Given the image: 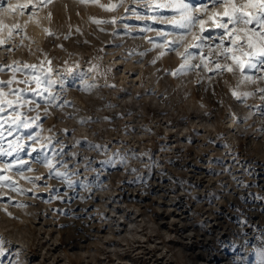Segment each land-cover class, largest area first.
I'll list each match as a JSON object with an SVG mask.
<instances>
[{"label":"rangeland","instance_id":"rangeland-1","mask_svg":"<svg viewBox=\"0 0 264 264\" xmlns=\"http://www.w3.org/2000/svg\"><path fill=\"white\" fill-rule=\"evenodd\" d=\"M7 2L0 0V23L18 22L22 30L0 45V65L47 59L63 86L54 85L62 106L49 107L48 115L46 101L27 93L41 107L24 116L40 120L0 140L7 149L18 135L39 134L44 143L54 137L44 149L22 140L23 151L0 156V165H14L0 171L10 177L0 182V264H11V256L13 264H264V93L256 90L264 80L240 83L237 70L172 75L181 59L170 49L156 59L161 49L153 43L163 42L157 31L179 30L154 22L151 17L170 13L143 3L124 0L109 12L98 5L119 0H84L72 9L43 0L42 7L29 4L13 15L3 11ZM33 14L43 36L28 27ZM6 31L0 28V38ZM224 46L232 47L230 41ZM244 75L264 77V68H246ZM10 76L7 67L0 72V80ZM17 155L33 171L18 165ZM45 155L55 156L61 171L66 162L72 187L37 163ZM120 213L144 219L147 239L127 235Z\"/></svg>","mask_w":264,"mask_h":264},{"label":"snow or ice","instance_id":"snow-or-ice-1","mask_svg":"<svg viewBox=\"0 0 264 264\" xmlns=\"http://www.w3.org/2000/svg\"><path fill=\"white\" fill-rule=\"evenodd\" d=\"M92 2L95 3L96 0H92ZM131 3H143L149 11L170 13V15L153 16L151 19L156 23L170 25L173 29L179 30L177 32L157 31L156 35L163 37V42L161 44L153 43V48L161 49L156 59L166 55L165 50L169 49L181 59L180 66L171 73L172 75L185 74L194 69L214 71L217 74L223 71L237 70L242 76L240 83L256 84L257 80H264V77L253 79L251 76L244 75L246 68H264V0H204L200 3H192L191 0H131ZM29 4L33 9H37L43 6V0H38L37 3H33L32 0H28L27 3H14L12 0H8L3 11L5 14L15 15L17 12L22 13L29 7ZM98 6L111 12L118 7H123L124 0H119V3L99 4ZM129 10L136 12L135 8H125V11ZM137 18L142 19L143 17L138 15ZM94 22L102 23L99 20ZM110 22L115 23L116 21L113 19ZM0 28H7L6 34L0 38V45H3L9 40H13L14 35L20 34L22 25L13 22L12 26L8 27L0 23ZM210 30L219 31L217 35H209L207 33ZM141 31H152V29H141ZM49 34L51 35V33ZM225 41H230L232 47H225ZM191 49H198L199 53L194 54ZM144 54L140 53L141 56ZM228 61L232 63L229 64ZM151 62L155 63V59ZM13 63L16 65L15 67L12 64L0 65V72H3L5 67L11 70L9 79L0 80V140H6L18 129H29L40 120L39 115L27 118L24 116L25 110L38 112L41 107L36 99L27 98V93L46 101L43 106L45 115H48L49 107L62 106L56 103L59 97L54 94L53 89L57 83L63 86V81L52 78L50 61L45 59V62H41L39 65L26 63L21 65L18 61ZM45 64L48 65L47 70H45ZM25 69L31 71L25 74ZM17 73L20 74V78ZM21 85L23 87H20ZM256 90L264 93V87H258ZM252 94L245 92L242 95ZM232 95L238 100L242 99L236 90L232 91ZM261 99L264 100V95H261ZM81 122L85 123L86 121ZM53 139L54 137H47L45 138L47 143H44L40 141L39 134L35 137L31 134L18 135L14 141L8 142L7 149L0 147V156H10L23 151L25 145L21 143L22 140L32 141L34 144H39L40 149H44ZM90 147L99 146L90 145ZM31 151L36 152L37 149L33 147ZM37 163H41L48 170L50 177L60 179L69 187L73 186L74 182L68 177L66 162L62 164L65 171L56 167L60 161H56L55 156L50 158L45 155L38 158ZM17 164L21 167L27 164V170L33 171L29 162L19 159L18 155ZM13 167V164L6 163L0 165V171L11 172ZM16 174L32 181L41 179L40 176L25 177L19 171ZM74 175L78 176L79 173H74ZM9 181L10 177H0V182L8 183ZM3 186V183H0V187ZM10 187L13 191L17 190L13 184H10ZM3 244L4 241L0 238V256L4 255Z\"/></svg>","mask_w":264,"mask_h":264},{"label":"bare ground","instance_id":"bare-ground-1","mask_svg":"<svg viewBox=\"0 0 264 264\" xmlns=\"http://www.w3.org/2000/svg\"><path fill=\"white\" fill-rule=\"evenodd\" d=\"M54 2L55 3H57L58 5H56V6H58V7H61V8H63L64 7V4H68L69 6H70V9H72L73 8V4H78V5H86V3L85 2H82V0H54ZM91 6H93L94 7V4L92 5V4H90ZM97 6V5H96ZM28 27L30 28V30L32 31V33L34 34V36L35 37H40V36H43V34H44V28H43V26H42V24L38 21V19L35 17V15L33 14V15H31V17L28 19ZM144 36V35H143ZM133 38V37H132ZM126 40H129V38L128 39H126ZM141 40L143 41V37H141ZM145 40V39H144ZM146 41H147V39H146ZM145 41V42H146ZM148 42V41H147ZM166 57V56H165ZM81 93L83 94V95H87V92L86 91H84V90H82L81 89ZM129 100H130V102H133V101H131V98H129ZM243 108H245V107H243ZM247 108V107H246ZM245 108V109H246ZM231 124H233V122L232 121H230L229 122V125H231ZM104 181V180H103ZM106 182V181H105ZM111 210L113 211V212H116V211H118V210H116L115 208H111ZM123 211H125L124 209H123ZM114 214V213H113ZM121 214V213H120ZM122 214H123V212H122ZM119 215V217H118V224H119V226L121 225V227L125 230V233H127V235H129V236H131L132 238L133 237H137L138 239L137 240H144V239H147V238H145L146 237V235H145V231L144 232H142L143 231V227H142V224H143V222H144V219H141V218H137V219H132V218H129L128 219V217L127 216H125V217H123V215ZM137 217V216H136ZM139 220V221H138ZM123 223H125V225L124 226H122L123 225ZM126 223L128 224V226L126 225ZM18 250V248L16 249V251ZM12 260H13V256H11L10 257V261H9V263H11V264H13V262H12Z\"/></svg>","mask_w":264,"mask_h":264}]
</instances>
